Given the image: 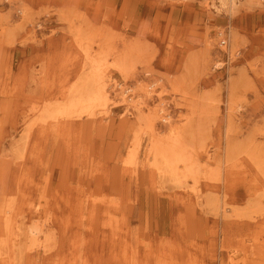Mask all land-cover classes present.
<instances>
[{
  "label": "rangeland",
  "instance_id": "374dc122",
  "mask_svg": "<svg viewBox=\"0 0 264 264\" xmlns=\"http://www.w3.org/2000/svg\"><path fill=\"white\" fill-rule=\"evenodd\" d=\"M234 1L0 0V264H264V0Z\"/></svg>",
  "mask_w": 264,
  "mask_h": 264
},
{
  "label": "bare ground",
  "instance_id": "6f19581e",
  "mask_svg": "<svg viewBox=\"0 0 264 264\" xmlns=\"http://www.w3.org/2000/svg\"><path fill=\"white\" fill-rule=\"evenodd\" d=\"M235 4V1L233 0V6ZM94 62L96 60H93ZM117 62V61H116ZM97 63V62H96ZM100 63V62H99ZM123 66H125L124 62L122 61L121 62ZM119 63V64H121ZM101 64V63H100ZM99 66V64H98ZM118 66V65H116ZM115 66V67H116ZM97 67V66H96ZM131 67V65H130ZM125 68H128L127 65L125 66ZM119 69V68H118ZM132 69V68H131ZM126 70H129V69H126ZM101 71H104V70H101ZM122 71V70H121ZM123 72V71H122ZM125 73V72H124ZM107 76L104 74V73H101L99 71H96V75L93 77L95 78L96 80V91H94V95L91 94V96L93 95V97H91L90 95V98H88V104L90 105H93V103L96 101L99 102V103H102V105H106V103L108 102V77L106 78ZM95 84V83H94ZM122 87V86H121ZM131 89H125L123 94H128L130 93ZM133 94V93H132ZM124 98V97H123ZM90 99V100H89ZM91 100H94V102H92ZM128 100V99H127ZM131 100V99H130ZM90 101V102H89ZM132 101V100H131ZM138 103V102H137ZM140 105V103H139ZM84 107V106H83ZM137 108V106H135ZM138 109V108H137ZM164 109H161V111H163ZM91 113V112H89ZM162 113V112H161ZM91 115V114H90ZM163 119V118H162ZM164 119H169L168 116H165ZM180 132V131H179ZM175 137V138H174ZM27 138V137H26ZM183 140H182V137L178 134V135H175L173 133V135L171 136V140L170 142H168L167 144H165L163 147H160V148H156L154 149L153 153L155 154V157L156 159L159 158L160 159V164L159 165H163L164 167L162 166H158V170H162V169H171L173 166L176 167V169L178 168L179 170V163L185 161L184 160V153H182V150L183 149H186V148H183ZM193 155V154H192ZM157 162V161H156ZM193 163V162H192ZM191 163V165H193ZM164 171V170H163ZM163 171H162V175H163ZM166 172V171H165ZM188 172H191V173H195L192 171V169L189 168V171ZM168 173V172H167ZM179 173V172H178ZM177 173V174H178ZM171 174V171L170 173ZM180 174V173H179ZM168 175V174H166ZM174 175V174H173ZM177 177V176H176ZM174 179V178H173ZM179 181V180H178Z\"/></svg>",
  "mask_w": 264,
  "mask_h": 264
}]
</instances>
